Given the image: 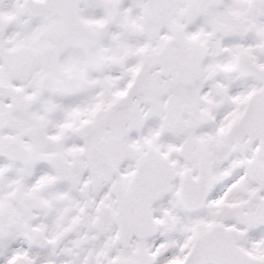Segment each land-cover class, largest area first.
I'll return each mask as SVG.
<instances>
[{
	"label": "snow or ice",
	"instance_id": "1",
	"mask_svg": "<svg viewBox=\"0 0 264 264\" xmlns=\"http://www.w3.org/2000/svg\"><path fill=\"white\" fill-rule=\"evenodd\" d=\"M0 264H264V0H0Z\"/></svg>",
	"mask_w": 264,
	"mask_h": 264
}]
</instances>
